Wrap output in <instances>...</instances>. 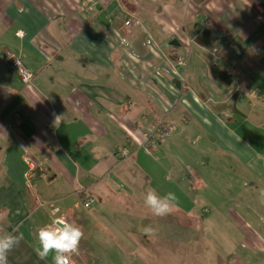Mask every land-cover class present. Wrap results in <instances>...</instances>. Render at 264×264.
Instances as JSON below:
<instances>
[{
    "label": "crops",
    "instance_id": "obj_1",
    "mask_svg": "<svg viewBox=\"0 0 264 264\" xmlns=\"http://www.w3.org/2000/svg\"><path fill=\"white\" fill-rule=\"evenodd\" d=\"M85 2L0 0V235L23 237L8 264H54L36 254V234L59 218L84 232L78 264H121L131 252L149 264L154 230L171 224L120 204L174 193L143 140L159 120L199 132L202 151L217 146L264 180V0ZM7 52L22 57L30 85Z\"/></svg>",
    "mask_w": 264,
    "mask_h": 264
},
{
    "label": "rangeland",
    "instance_id": "obj_2",
    "mask_svg": "<svg viewBox=\"0 0 264 264\" xmlns=\"http://www.w3.org/2000/svg\"><path fill=\"white\" fill-rule=\"evenodd\" d=\"M175 128L163 142L157 139L159 147L152 154L156 173L171 179L166 184L173 188L176 202L173 214L160 218L171 226L154 230L159 233L149 264H264V180L249 178L251 172L217 146L202 151L207 149L196 139L199 132H183L181 125ZM178 174L185 184L181 191L172 185H179ZM145 194L124 195L120 205L145 206ZM124 219L130 220L131 214ZM249 234L254 237L250 243ZM101 236L115 235L106 228ZM254 240L261 244L254 248ZM119 256L121 264L146 263L132 252L129 261Z\"/></svg>",
    "mask_w": 264,
    "mask_h": 264
},
{
    "label": "clouds",
    "instance_id": "obj_3",
    "mask_svg": "<svg viewBox=\"0 0 264 264\" xmlns=\"http://www.w3.org/2000/svg\"><path fill=\"white\" fill-rule=\"evenodd\" d=\"M122 43L127 41L122 40ZM175 202L176 196L172 192L160 195L155 189H149L144 195V205L155 217L173 214ZM16 232L18 228H14L11 233L0 235V264H8V253L20 244L23 237L22 234H14ZM144 232L151 235L153 229L146 227ZM83 237L84 232L78 225L62 218L54 219L51 225L38 230L36 234L38 246L35 251L42 260L51 254L54 264H72V257L79 254Z\"/></svg>",
    "mask_w": 264,
    "mask_h": 264
},
{
    "label": "built area",
    "instance_id": "obj_4",
    "mask_svg": "<svg viewBox=\"0 0 264 264\" xmlns=\"http://www.w3.org/2000/svg\"><path fill=\"white\" fill-rule=\"evenodd\" d=\"M89 0H86V4H88ZM127 24L130 23L128 20L126 22ZM206 27H209V20L207 18L206 20ZM7 58L11 64V66L17 70L18 74L20 75V78L26 85H30L33 82V74L31 71L27 68L25 65L23 59L21 56L14 52H7ZM187 65V58L184 55L178 56L175 61L172 62V67L180 72L186 67ZM173 125H170L165 122V120H159L156 123H153L147 132L143 133L144 136V144H146V149L148 152H154V150L157 148V139L158 138H164L169 135V133L172 131ZM142 140V141H143ZM120 154L122 157L127 156L128 151L126 149H121ZM94 202V197L92 195L86 196L84 200V206L89 207ZM80 253V249H79ZM79 255V254H78ZM78 255H74L72 257V264H78L77 257Z\"/></svg>",
    "mask_w": 264,
    "mask_h": 264
},
{
    "label": "water",
    "instance_id": "obj_5",
    "mask_svg": "<svg viewBox=\"0 0 264 264\" xmlns=\"http://www.w3.org/2000/svg\"><path fill=\"white\" fill-rule=\"evenodd\" d=\"M177 45V44H179V42L177 41V39H172L169 43H168V45Z\"/></svg>",
    "mask_w": 264,
    "mask_h": 264
}]
</instances>
